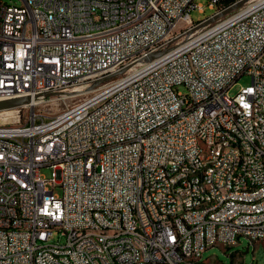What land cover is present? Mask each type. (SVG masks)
I'll return each mask as SVG.
<instances>
[{
    "label": "built area",
    "instance_id": "2783aa9c",
    "mask_svg": "<svg viewBox=\"0 0 264 264\" xmlns=\"http://www.w3.org/2000/svg\"><path fill=\"white\" fill-rule=\"evenodd\" d=\"M22 2L0 0V100L29 98L0 123V264H202L264 240V0L203 26L219 0L198 21L195 0Z\"/></svg>",
    "mask_w": 264,
    "mask_h": 264
},
{
    "label": "rangeland",
    "instance_id": "374dc122",
    "mask_svg": "<svg viewBox=\"0 0 264 264\" xmlns=\"http://www.w3.org/2000/svg\"><path fill=\"white\" fill-rule=\"evenodd\" d=\"M9 3L22 5V0H3ZM197 5H202L203 11L199 7L191 10V17L194 21L204 19L215 12L214 8L209 6V0H195ZM225 17V16H224ZM215 23V22H214ZM251 82L249 75H243L238 84L231 90V94H235L243 85H248ZM182 92H187L185 86L179 88ZM55 110H52V113ZM6 114H0V123L3 122ZM43 176L51 178L54 176V169L51 167H43L41 170ZM56 193H62L60 187L56 188ZM202 264H264V240L258 242H250L247 238L241 237L239 243L235 246H224L217 244L206 251L202 258Z\"/></svg>",
    "mask_w": 264,
    "mask_h": 264
},
{
    "label": "bare ground",
    "instance_id": "6f19581e",
    "mask_svg": "<svg viewBox=\"0 0 264 264\" xmlns=\"http://www.w3.org/2000/svg\"><path fill=\"white\" fill-rule=\"evenodd\" d=\"M10 112L9 110L1 111L0 114ZM210 153V143H202L200 149V156H207ZM208 181H216V173L208 174ZM186 182V175H178L176 177V184H184ZM218 206H222V199H205L201 203V210H213ZM17 212L19 216H26V204H17ZM262 222H264V215H262ZM181 224L183 227H191V219L188 215H181ZM63 221H52V230H63ZM174 238L176 241L184 240L183 229H176L174 231ZM117 240H108L107 249H116ZM180 258L182 260H189V253L187 251H180ZM137 262L143 264H152V259H145L143 252H136Z\"/></svg>",
    "mask_w": 264,
    "mask_h": 264
},
{
    "label": "water",
    "instance_id": "95a60500",
    "mask_svg": "<svg viewBox=\"0 0 264 264\" xmlns=\"http://www.w3.org/2000/svg\"><path fill=\"white\" fill-rule=\"evenodd\" d=\"M248 0H237L234 3H232L231 5H229L228 7H226L224 10H222L221 12H218L216 14H214L211 18H209L208 20H206L203 25H210L214 22H216L217 20L221 19L222 17L232 13L233 11L237 10L238 8L242 7ZM164 52L163 51H159L156 52L154 54H151L149 56V59L158 57L160 55H162ZM118 74V73H117ZM117 74H113L109 77L103 78L98 80L97 82H95L92 86V88L96 87L97 85H99L100 83L106 81L107 79L116 76ZM29 98H15V99H9V100H0V112L1 111H5V110H10L16 107H19L21 105H23L24 103L28 102Z\"/></svg>",
    "mask_w": 264,
    "mask_h": 264
},
{
    "label": "trees",
    "instance_id": "16d2710c",
    "mask_svg": "<svg viewBox=\"0 0 264 264\" xmlns=\"http://www.w3.org/2000/svg\"><path fill=\"white\" fill-rule=\"evenodd\" d=\"M237 0H219V7H227L229 5H231L232 3H234Z\"/></svg>",
    "mask_w": 264,
    "mask_h": 264
}]
</instances>
